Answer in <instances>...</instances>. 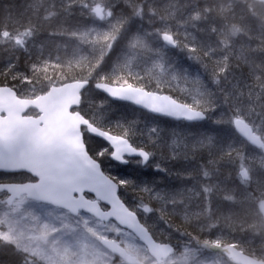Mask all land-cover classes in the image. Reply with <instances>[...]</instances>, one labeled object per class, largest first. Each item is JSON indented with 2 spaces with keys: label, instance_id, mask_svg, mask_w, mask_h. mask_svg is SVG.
Returning <instances> with one entry per match:
<instances>
[{
  "label": "snow or ice",
  "instance_id": "snow-or-ice-1",
  "mask_svg": "<svg viewBox=\"0 0 264 264\" xmlns=\"http://www.w3.org/2000/svg\"><path fill=\"white\" fill-rule=\"evenodd\" d=\"M0 49V264H264V0H28ZM114 100L147 112L146 138L113 134ZM105 156L184 184L105 175Z\"/></svg>",
  "mask_w": 264,
  "mask_h": 264
},
{
  "label": "trees",
  "instance_id": "trees-1",
  "mask_svg": "<svg viewBox=\"0 0 264 264\" xmlns=\"http://www.w3.org/2000/svg\"><path fill=\"white\" fill-rule=\"evenodd\" d=\"M28 3V0H0V15L3 14L4 9L12 5L13 11L20 12L23 11ZM9 59V54L0 49V71L4 70V67L7 63V60ZM23 59V57H21ZM184 67L188 69V71L192 74V76L200 75L201 72L198 69L197 66L192 65V63L189 61L184 64ZM5 78L3 76H0V81H3ZM9 83H14V81L11 80V77H8ZM163 94H168L167 89H165V92ZM172 95H176L175 90L171 93ZM110 112L109 115H112L115 117V119L112 120V132L113 134H120V128L121 126H125V121L128 123H135L140 127L144 134V138H146L149 135V128L151 126H154L153 121L148 119L147 112H141L138 110L135 106L126 104V103H120V102H110ZM162 120H165L166 123H162L159 126L166 131L168 135H170L173 131H180L179 125L181 122H176L174 120H170L167 118H161ZM177 125V127L174 129L172 126ZM209 127H215L213 124H209ZM210 135H215V133H210ZM239 135V134H238ZM89 147L93 154H95L98 149V143L93 141L92 139H89L88 141ZM171 143V141H169ZM168 155V149H164V156L160 157V160L158 162H162L164 164H167L169 167H172L173 161H169L167 159ZM103 170L111 176H116L117 178H124V179H130L131 175H140L141 179L148 181L152 180L154 182V185H179L183 186L184 181L182 179H179L177 176V173L181 172V168L179 165H177L175 168H172V171L169 173L161 172L158 175L155 173L154 170H149L147 168L141 169L139 172L134 173V169L138 167V165L135 162L130 163L129 166H121L118 164H114L111 162V160L105 156L102 161ZM143 173H146V175H143ZM124 195L123 199L128 201L129 203H132L135 201L136 197L133 194V192L129 189L123 190ZM3 207L1 206L0 212L3 210ZM173 223L176 225H182L183 221L179 218H176L173 220ZM166 225H158L159 231L157 232V237L168 240L171 239L173 244L179 243L181 247L185 243H187L186 237H180L179 239H176V234L173 232L165 231ZM188 231H193L192 228H188ZM195 234V233H194ZM205 238H207V233L203 234ZM13 258L9 256H0V261H11Z\"/></svg>",
  "mask_w": 264,
  "mask_h": 264
},
{
  "label": "water",
  "instance_id": "water-1",
  "mask_svg": "<svg viewBox=\"0 0 264 264\" xmlns=\"http://www.w3.org/2000/svg\"><path fill=\"white\" fill-rule=\"evenodd\" d=\"M110 100H111V98H109ZM114 102H120V103H126V104H130V105H133V106H135L137 109L139 108V106H137L134 102H130V101H121V100H114ZM144 112H146V111H144ZM161 118H167V117H161ZM167 119H170V120H174V121H176V122H181V121H179V120H176V119H173V118H167ZM239 135H242V133H238ZM112 162H114V163H116V164H119V163H117V162H115V161H113V160H111ZM119 165H122V166H128L129 164H119ZM104 171V170H103ZM104 173H105V175H108L105 171H104ZM76 196H77V198L79 197V193H77V194H75ZM84 195H85V198L86 199H96V194L95 193H90V192H88L87 190H85V193H84ZM99 204L100 205H105L106 204V202L105 201H99ZM108 208H109V210H110V206H108ZM84 214L85 215H91V214H89V213H87V212H84Z\"/></svg>",
  "mask_w": 264,
  "mask_h": 264
},
{
  "label": "rangeland",
  "instance_id": "rangeland-1",
  "mask_svg": "<svg viewBox=\"0 0 264 264\" xmlns=\"http://www.w3.org/2000/svg\"><path fill=\"white\" fill-rule=\"evenodd\" d=\"M2 207H3V208H2L3 210L0 212V218H2V217L4 216V213H5L6 211H8V207H7L6 205H3ZM0 208H1V206H0ZM21 210H23V206H21ZM84 215H85V214H84ZM85 216L87 217V216H89V215H85ZM28 223L31 224V221L29 220ZM72 226H73V223L70 221V222H69V228H71Z\"/></svg>",
  "mask_w": 264,
  "mask_h": 264
},
{
  "label": "flooded vegetation",
  "instance_id": "flooded-vegetation-1",
  "mask_svg": "<svg viewBox=\"0 0 264 264\" xmlns=\"http://www.w3.org/2000/svg\"><path fill=\"white\" fill-rule=\"evenodd\" d=\"M111 160V159H110ZM112 162V161H111ZM112 163H114V162H112ZM114 164H116V163H114ZM7 206V205H6ZM8 207V206H7Z\"/></svg>",
  "mask_w": 264,
  "mask_h": 264
}]
</instances>
